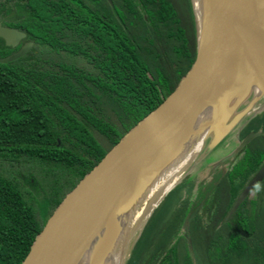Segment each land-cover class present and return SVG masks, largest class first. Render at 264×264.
I'll return each instance as SVG.
<instances>
[{
  "label": "trees",
  "instance_id": "trees-1",
  "mask_svg": "<svg viewBox=\"0 0 264 264\" xmlns=\"http://www.w3.org/2000/svg\"><path fill=\"white\" fill-rule=\"evenodd\" d=\"M168 18L178 26L172 45L160 30ZM200 19L193 0H0L1 25L25 34L14 48L0 38V59L33 44L0 63V264H21L64 197L175 89L193 63ZM256 103L237 143L259 135L206 178L184 175L124 264H192L193 247L202 264H264V178L229 214L264 167V98Z\"/></svg>",
  "mask_w": 264,
  "mask_h": 264
},
{
  "label": "water",
  "instance_id": "water-1",
  "mask_svg": "<svg viewBox=\"0 0 264 264\" xmlns=\"http://www.w3.org/2000/svg\"><path fill=\"white\" fill-rule=\"evenodd\" d=\"M107 2L111 5V0ZM263 7L264 0H209L201 11L193 63L178 85L64 197L21 264H81L113 220L143 194L205 111H211L212 127L241 82L253 85L264 98ZM0 38L14 48L25 34L0 23ZM32 46L25 43L0 63L22 58ZM247 114L236 116L217 142ZM258 135L249 133L238 148ZM263 178L264 167L251 178L229 214Z\"/></svg>",
  "mask_w": 264,
  "mask_h": 264
},
{
  "label": "bare ground",
  "instance_id": "bare-ground-1",
  "mask_svg": "<svg viewBox=\"0 0 264 264\" xmlns=\"http://www.w3.org/2000/svg\"><path fill=\"white\" fill-rule=\"evenodd\" d=\"M208 3L209 0H202L200 12L203 7H205L206 10ZM194 4L198 9V3L195 1ZM261 23L262 34L260 37V46L264 52V7ZM251 90L255 92L257 97L260 95L259 91L253 85H251ZM211 125L212 115L211 111L208 110L198 119L186 138L179 145L169 161L153 178L143 194L129 205L125 211L118 215L110 226L101 234L93 246L88 250L81 264L124 263L125 251L129 248L128 244L130 240L133 239L147 219V217H144L145 211L159 197L167 182L172 177H175L197 154L204 140L210 133Z\"/></svg>",
  "mask_w": 264,
  "mask_h": 264
},
{
  "label": "rangeland",
  "instance_id": "rangeland-1",
  "mask_svg": "<svg viewBox=\"0 0 264 264\" xmlns=\"http://www.w3.org/2000/svg\"><path fill=\"white\" fill-rule=\"evenodd\" d=\"M157 2H165L167 0H156ZM178 4L184 5L186 3V0H176ZM194 2L198 3L199 8H201V2L202 0H193ZM195 8H197L195 6ZM205 10V7H203ZM161 34L163 38L170 44L172 45L175 43L177 40L178 36V26L174 22L172 18L166 19L160 26ZM183 67L188 66V61L183 58ZM241 87L245 89L246 92L242 94L241 92ZM243 90V89H242ZM260 93V92H259ZM255 98V99H254ZM263 98L258 95L256 96L255 92L251 90V88L246 84V83H239V85L236 87L234 93L232 94L229 102L227 103L225 107V111L222 112L221 117H219L218 121L215 125L216 129L213 132L211 136H207V138L204 140L200 150L197 152V154L186 164L185 167H183L182 170H180L175 177H172L166 184L165 188L162 190L161 194L159 197L147 208L145 211V216L148 217L149 214L152 212V210L158 205V203L161 201V199L165 196V194L171 190L180 180L181 178L189 173H197L201 178H206L207 173L210 172L211 170H218L220 169V166L223 162V159L228 156L237 146V139L235 135H231L229 137H226L224 139H221L220 141L217 142V137L220 135L218 134V127L223 128V118L228 115V118L231 116H238L240 113L243 111H246L248 114L243 117V119L240 121L238 126H236L233 129V132L236 133L238 131V128L241 126L244 120L252 116L255 112L259 111L261 109L262 103H256ZM256 107L253 108L252 105L254 104ZM259 105V106H258ZM227 118V119H228ZM223 132V131H222ZM221 132V133H222ZM216 139V140H215ZM224 145V146H223ZM210 148L209 151H205L206 148ZM190 166V167H189ZM187 168V170H186ZM191 169V170H190ZM189 172V173H188ZM171 181V182H170ZM172 185V186H171ZM171 186V187H170ZM168 187H170L168 190H166ZM166 190V191H165ZM163 195V196H162ZM132 242V239L129 242V247ZM193 252L192 255H195V261L192 264H202L200 258H197L198 253L200 252V247H193L192 248ZM198 252V253H197ZM129 253V248L128 250L125 251L124 255V263L127 259V255ZM194 257V256H193ZM123 263V264H124ZM207 263V262H206Z\"/></svg>",
  "mask_w": 264,
  "mask_h": 264
},
{
  "label": "crops",
  "instance_id": "crops-1",
  "mask_svg": "<svg viewBox=\"0 0 264 264\" xmlns=\"http://www.w3.org/2000/svg\"><path fill=\"white\" fill-rule=\"evenodd\" d=\"M243 89V90H242ZM241 92H242V94L244 93V92H246L245 91V89L243 88V87H241ZM253 106V105H252ZM227 115H229V114H227ZM237 133H238V131H236V133L235 132H233V130L230 132V133H228L224 138H223V143H224V139H226V137H229V136H231V135H235L236 136V139H237ZM224 146V145H223ZM227 157V156H226Z\"/></svg>",
  "mask_w": 264,
  "mask_h": 264
},
{
  "label": "clouds",
  "instance_id": "clouds-1",
  "mask_svg": "<svg viewBox=\"0 0 264 264\" xmlns=\"http://www.w3.org/2000/svg\"><path fill=\"white\" fill-rule=\"evenodd\" d=\"M256 190H257V191L260 190V185H256Z\"/></svg>",
  "mask_w": 264,
  "mask_h": 264
}]
</instances>
